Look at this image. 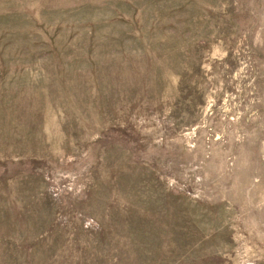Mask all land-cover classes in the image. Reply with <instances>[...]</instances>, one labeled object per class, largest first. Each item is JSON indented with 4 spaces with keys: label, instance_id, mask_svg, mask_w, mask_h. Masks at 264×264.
Masks as SVG:
<instances>
[{
    "label": "rangeland",
    "instance_id": "1",
    "mask_svg": "<svg viewBox=\"0 0 264 264\" xmlns=\"http://www.w3.org/2000/svg\"><path fill=\"white\" fill-rule=\"evenodd\" d=\"M0 264H264V0H0Z\"/></svg>",
    "mask_w": 264,
    "mask_h": 264
}]
</instances>
